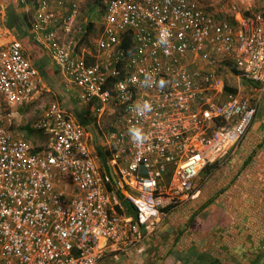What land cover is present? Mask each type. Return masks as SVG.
Segmentation results:
<instances>
[{
	"label": "built area",
	"instance_id": "2783aa9c",
	"mask_svg": "<svg viewBox=\"0 0 264 264\" xmlns=\"http://www.w3.org/2000/svg\"><path fill=\"white\" fill-rule=\"evenodd\" d=\"M38 1L34 40L95 124L112 125L99 132L104 163L87 127L57 101L31 124L45 133L40 145L13 133L8 109L33 98L38 71L20 39L8 38L0 3V264H99L109 251H141L251 124L264 87V6L219 18L197 0H104L95 45L111 55L91 62L79 40L46 30L69 5L61 27L72 33L83 0ZM222 68L254 83L255 101L226 90Z\"/></svg>",
	"mask_w": 264,
	"mask_h": 264
},
{
	"label": "crops",
	"instance_id": "0c3cea01",
	"mask_svg": "<svg viewBox=\"0 0 264 264\" xmlns=\"http://www.w3.org/2000/svg\"><path fill=\"white\" fill-rule=\"evenodd\" d=\"M38 2L0 0L6 7L8 38L20 39L38 71L34 95L40 90L51 92L53 101L65 104L68 108L62 106L69 109L75 122L84 125L82 122L88 116L92 119L90 125L95 127L91 109L79 102L75 88L65 85L49 49L34 40L31 26L36 20ZM69 12V5L57 7L55 23L46 27L55 31L64 43L70 38L79 39L74 30L66 34L61 27V19ZM15 15L20 20L15 22ZM11 17L15 23L9 27ZM94 51L86 50L87 61L109 60L111 52L99 53L96 45ZM256 114L257 108L240 143L224 161L207 165L200 171L193 195L169 211L158 228L143 240L141 251L127 254L109 251L99 264H264V113L260 117ZM89 146L97 161L104 163L92 138ZM122 201L125 200H121L124 210L134 215L133 207Z\"/></svg>",
	"mask_w": 264,
	"mask_h": 264
},
{
	"label": "rangeland",
	"instance_id": "374dc122",
	"mask_svg": "<svg viewBox=\"0 0 264 264\" xmlns=\"http://www.w3.org/2000/svg\"><path fill=\"white\" fill-rule=\"evenodd\" d=\"M209 13L216 15L219 18H230L232 15L233 6L245 12L258 11L264 6V0H197ZM103 2V3H102ZM104 0H83L81 2V9L78 18L75 22L73 34L79 37L77 43V50L83 52L88 50L89 52H95V39L102 28L104 11ZM90 31H87V30ZM219 73L222 75V79L229 87L234 88L239 95L248 97L252 102L255 101L254 97L257 91L254 90L253 85L248 80L241 77H235L231 75L229 69H221ZM259 87L261 84H257ZM259 97L256 102L257 114L256 117H260L264 113V87L263 90L257 94ZM55 100L53 94L48 91H39L29 103H23L22 105H16L10 107L8 112L11 114L12 125L11 129L15 135L28 139L33 145H40L45 139V133L41 129L32 127V121L38 118L46 109L48 104ZM66 108H68L65 104ZM20 106V107H19ZM69 110V109H68ZM71 111V110H70ZM71 115V114H70ZM72 116V115H71ZM92 119L86 116L84 125L89 127L92 132V143L94 147L99 143L100 129H106L112 125L111 117H106L102 120L101 124L95 127L90 125ZM60 174L63 172L58 171ZM68 192L71 191L69 186L64 185ZM125 204V201H122Z\"/></svg>",
	"mask_w": 264,
	"mask_h": 264
},
{
	"label": "trees",
	"instance_id": "16d2710c",
	"mask_svg": "<svg viewBox=\"0 0 264 264\" xmlns=\"http://www.w3.org/2000/svg\"><path fill=\"white\" fill-rule=\"evenodd\" d=\"M102 3H103V2H102ZM104 4H105V3H104ZM247 13H250V12L247 11ZM13 18H15V19H14L15 22H16L17 20H20V18H19L17 15H15V17H13ZM18 18H19V19H18ZM14 20H13L12 17H11V19H10L9 22H8V26H9V27H11V25H13V23H15ZM17 25H18V23H17ZM17 25H16V26H17ZM87 31H90V30L88 29ZM124 46H126V45H124ZM126 47H127V46H126ZM225 89H226V90H229V91H232V92H235V91H236L234 88L229 87L227 83H226V85H225ZM96 146H97V147H96V150H97L98 156L100 157V159H101L103 162H105L106 157H107V151H105V150L102 148L101 145H98V144H97Z\"/></svg>",
	"mask_w": 264,
	"mask_h": 264
}]
</instances>
